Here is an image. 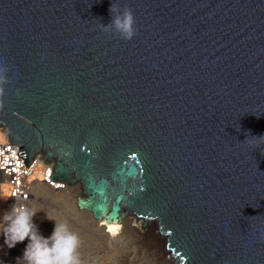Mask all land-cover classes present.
Returning <instances> with one entry per match:
<instances>
[{
    "label": "water",
    "instance_id": "water-1",
    "mask_svg": "<svg viewBox=\"0 0 264 264\" xmlns=\"http://www.w3.org/2000/svg\"><path fill=\"white\" fill-rule=\"evenodd\" d=\"M0 128L177 264H264V0H0Z\"/></svg>",
    "mask_w": 264,
    "mask_h": 264
},
{
    "label": "rangeland",
    "instance_id": "rangeland-1",
    "mask_svg": "<svg viewBox=\"0 0 264 264\" xmlns=\"http://www.w3.org/2000/svg\"><path fill=\"white\" fill-rule=\"evenodd\" d=\"M2 128H0L1 131ZM0 190L5 192L4 181L0 178ZM35 198L32 210H35L36 225L40 233L47 237L53 230V223L45 220V214L58 224H66L68 229L77 235L79 246L77 255L80 264H177L167 253L162 255L165 244L154 241L149 225L136 219L129 213L124 214L119 222L118 232L111 236L102 221H96L92 213L80 209L77 205L81 195L80 185L54 192L44 186L35 185ZM6 194V192H5ZM0 213L6 211V202L0 204ZM0 214V264H24L17 261L28 243L17 244L8 249L4 245V224ZM154 234L162 235L155 225Z\"/></svg>",
    "mask_w": 264,
    "mask_h": 264
},
{
    "label": "clouds",
    "instance_id": "clouds-1",
    "mask_svg": "<svg viewBox=\"0 0 264 264\" xmlns=\"http://www.w3.org/2000/svg\"><path fill=\"white\" fill-rule=\"evenodd\" d=\"M109 12L111 14V8ZM111 24L120 32L122 38L132 39L134 31L133 17L130 11L123 13L122 20L116 18L111 21ZM15 195L14 192L5 194L3 190H0V201H7ZM36 215L35 210L26 206L17 208L15 203L10 210L3 212L4 245L8 249H13L17 244L24 243L25 240L28 241L22 256L17 257L16 260L24 261V264H80L77 255L79 246L77 235L71 232L66 224H58L45 214V220L54 225L51 234L45 237L33 222Z\"/></svg>",
    "mask_w": 264,
    "mask_h": 264
},
{
    "label": "built area",
    "instance_id": "built-area-1",
    "mask_svg": "<svg viewBox=\"0 0 264 264\" xmlns=\"http://www.w3.org/2000/svg\"><path fill=\"white\" fill-rule=\"evenodd\" d=\"M0 176L6 181V194L14 192L16 195L6 201V211L10 210L15 203L17 208L26 206L32 209L34 186L36 172L40 163H42L37 155H33L28 167L24 161L18 158L19 145L10 144V141L4 131H0ZM52 167L49 164L42 163L39 179L45 187L50 190H62L65 188V182L52 181L49 177L52 174ZM33 222L36 224L35 217ZM26 242H28L26 240Z\"/></svg>",
    "mask_w": 264,
    "mask_h": 264
},
{
    "label": "flooded vegetation",
    "instance_id": "flooded-vegetation-1",
    "mask_svg": "<svg viewBox=\"0 0 264 264\" xmlns=\"http://www.w3.org/2000/svg\"><path fill=\"white\" fill-rule=\"evenodd\" d=\"M67 152L63 149V155H66ZM34 155H37L42 163L49 164L53 170L56 168L58 162L62 159H58L57 152L52 151L49 148V145L41 147ZM65 188H72L76 185H81L80 181L76 178L74 173H71L67 179L64 180ZM81 189V186H80ZM81 195L84 196L83 191L81 189Z\"/></svg>",
    "mask_w": 264,
    "mask_h": 264
},
{
    "label": "bare ground",
    "instance_id": "bare-ground-1",
    "mask_svg": "<svg viewBox=\"0 0 264 264\" xmlns=\"http://www.w3.org/2000/svg\"><path fill=\"white\" fill-rule=\"evenodd\" d=\"M2 131H3V129H1ZM1 137V136H0ZM40 170H42V163H40V165H39V167H38V171L39 172H41ZM39 172H36V174H35V177L34 178H32L33 180H35V182L33 183V185L34 184H36V185H41V186H44L45 187V185L43 184V183H40L37 179H39V176H40V173ZM0 178L4 181V186H5V192H6V181L0 176ZM47 188V187H46ZM65 189V188H64ZM64 189H62V190H57V191H54V192H60V191H63ZM34 194H35V191H34ZM33 199H34V197H33ZM1 202H3V201H0V204H1ZM6 202V201H5ZM1 211V210H0ZM1 214V213H0ZM2 215V214H1ZM114 219H116L115 217H114ZM103 220V225H106V227H107V231L110 233V235L111 236H113V235H115L117 232H118V230H119V222L118 221H116V222H113V218L111 219V218H107V219H102ZM102 220H100V221H102ZM150 227H149V229H150V234L153 236V240L154 241H158V242H160L161 241V243L163 242L165 245H166V242H165V239H164V237H163V239L159 236V234H154V227H155V222L153 223V222H151L150 223V225H149ZM109 228H112L113 230L112 231H109ZM166 247V246H165ZM166 251H167V253L169 254L170 252L166 249V250H164V248H163V252H162V255H165L166 254Z\"/></svg>",
    "mask_w": 264,
    "mask_h": 264
},
{
    "label": "snow or ice",
    "instance_id": "snow-or-ice-1",
    "mask_svg": "<svg viewBox=\"0 0 264 264\" xmlns=\"http://www.w3.org/2000/svg\"><path fill=\"white\" fill-rule=\"evenodd\" d=\"M113 229L112 228H109V231H112Z\"/></svg>",
    "mask_w": 264,
    "mask_h": 264
}]
</instances>
